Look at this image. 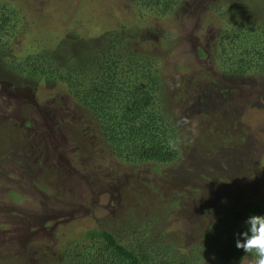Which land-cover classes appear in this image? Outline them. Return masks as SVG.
I'll use <instances>...</instances> for the list:
<instances>
[{"label": "rangeland", "instance_id": "1", "mask_svg": "<svg viewBox=\"0 0 264 264\" xmlns=\"http://www.w3.org/2000/svg\"><path fill=\"white\" fill-rule=\"evenodd\" d=\"M1 2L26 17L7 53L30 46L83 64L119 41L154 57L181 143L179 160L166 165L130 166L89 150L65 89L16 78L0 59L1 264H41L88 230L118 233L153 219L188 253L220 202L236 193L264 199V81L226 77L213 57L231 21L264 22V0H182L161 20L134 11L132 0Z\"/></svg>", "mask_w": 264, "mask_h": 264}, {"label": "trees", "instance_id": "2", "mask_svg": "<svg viewBox=\"0 0 264 264\" xmlns=\"http://www.w3.org/2000/svg\"><path fill=\"white\" fill-rule=\"evenodd\" d=\"M132 1L134 11L158 20L182 3ZM25 20L0 0V59L7 64L1 68L16 78L62 86L78 109L76 128L90 142L89 150L101 148L130 166L166 165L179 160L181 143L163 111L161 71L154 57L124 47L119 41L110 49L91 53L83 64L65 63L53 51L39 53L30 46L16 55L7 53L10 41L18 34L16 28ZM20 34L26 36V31ZM217 37L213 57L220 74L264 81V22L231 21ZM233 195L220 202L218 213L200 231L199 242L192 244L188 253L171 235L157 232L153 219L118 233L88 230L67 241L52 258L40 260L41 264H196L203 258L212 259L214 264H237L245 253L235 247L236 234L244 230L249 216L264 215V199Z\"/></svg>", "mask_w": 264, "mask_h": 264}, {"label": "clouds", "instance_id": "3", "mask_svg": "<svg viewBox=\"0 0 264 264\" xmlns=\"http://www.w3.org/2000/svg\"><path fill=\"white\" fill-rule=\"evenodd\" d=\"M235 247L243 251L241 264L251 256L249 264H264V215H251L244 230L236 234Z\"/></svg>", "mask_w": 264, "mask_h": 264}]
</instances>
